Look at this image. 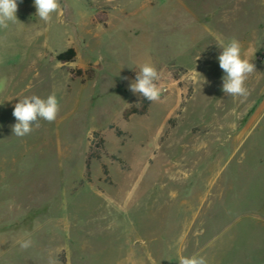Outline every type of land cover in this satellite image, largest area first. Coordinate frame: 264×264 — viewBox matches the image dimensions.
<instances>
[{"label": "rangeland", "instance_id": "1", "mask_svg": "<svg viewBox=\"0 0 264 264\" xmlns=\"http://www.w3.org/2000/svg\"><path fill=\"white\" fill-rule=\"evenodd\" d=\"M59 2L45 24L17 0L0 28V264H264V0ZM232 37L247 97L222 91ZM53 92L57 119L13 135L19 99Z\"/></svg>", "mask_w": 264, "mask_h": 264}, {"label": "clouds", "instance_id": "2", "mask_svg": "<svg viewBox=\"0 0 264 264\" xmlns=\"http://www.w3.org/2000/svg\"><path fill=\"white\" fill-rule=\"evenodd\" d=\"M34 6L36 16L48 24L52 21L53 14L60 9V2L59 0H34ZM17 11V0H0V28H7L10 22H15ZM220 48L218 62L225 74L222 77V91L226 96L247 97L249 93L246 81L256 72V66L250 58L254 50L249 48L243 51L241 41L235 37L222 43ZM159 79L155 66L151 63H144L137 72L135 81L129 84V91L133 94H140L149 102H157L160 100L162 91L157 83ZM59 112L60 102L55 92L46 98L38 95L25 96L19 99L14 106L12 115L16 123L11 126L13 135L24 137L32 132L33 126L39 127V120L54 122ZM21 246L26 248L29 244L25 242ZM178 264H208V261L199 254L180 255Z\"/></svg>", "mask_w": 264, "mask_h": 264}, {"label": "trees", "instance_id": "3", "mask_svg": "<svg viewBox=\"0 0 264 264\" xmlns=\"http://www.w3.org/2000/svg\"><path fill=\"white\" fill-rule=\"evenodd\" d=\"M74 58H75V51H74V49H69V50H67V51H65V52H63V53H61V54H59V55H56V60L58 61V62H62V63H67V62H70V61H73L74 60ZM78 73H81V72H78ZM136 75L137 74H135V78H136ZM89 79V78H88ZM142 107L144 108V110L148 107V105H149V101H147L146 99H144V97H142ZM136 112H142V110H137ZM101 142V141H100ZM102 143V142H101ZM91 158H92V156H89L88 157V160H87V173L89 174L90 173V160H91ZM113 158H115V157H113ZM115 159H117V158H115ZM117 160H119V159H117ZM119 162L121 163V161L119 160ZM105 174H107V169H106V167H105Z\"/></svg>", "mask_w": 264, "mask_h": 264}]
</instances>
